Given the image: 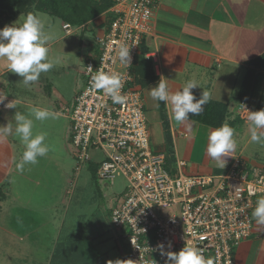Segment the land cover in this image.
<instances>
[{"label":"crops","instance_id":"0c3cea01","mask_svg":"<svg viewBox=\"0 0 264 264\" xmlns=\"http://www.w3.org/2000/svg\"><path fill=\"white\" fill-rule=\"evenodd\" d=\"M26 14L18 16L13 11L4 15L5 18L1 16L0 30L17 21L22 22L18 18H24ZM40 16L44 22L43 15ZM152 19L144 42L148 50L147 58L152 60L156 76V82L150 84V88L159 83L161 76L169 80L168 86L172 92L181 90L188 80L195 79L201 88L193 89V94L199 99L204 90L208 91L211 99L205 105L206 108L217 103L220 111L218 116L211 115L208 122H202L201 115L189 114L191 120L180 124L172 118L171 106L165 105L166 115L162 116L159 112L162 135L158 141L161 148L158 146V150L168 154L172 146L176 160L185 161V171L191 175L225 173L237 158L264 166V146L250 140L247 118L241 117L239 113L243 102L251 106L252 112L264 109V0H159ZM89 26H93L92 21ZM101 36L98 34V37ZM9 73L6 63L0 61V91L13 100L17 98L18 109L2 114L0 125L11 120L17 110L28 114L35 104L50 107L34 99L38 95L33 92L35 89L40 90L38 86L26 87L22 83L10 82L5 78ZM42 80V86L47 87L46 81ZM7 87L11 95L6 93L9 91ZM156 106L160 110V102L156 101ZM222 110L225 111L220 116ZM164 120L169 125L168 131L164 127ZM219 121L221 125L227 122L236 130L237 148L225 157L227 163L224 169L217 167L206 154L208 134L219 127L216 125ZM211 122L215 126L210 125ZM188 123H192L191 129ZM197 144L203 146L198 147ZM198 148L200 150H196ZM23 151L18 137L8 136L0 140V236L4 238L3 245H6L7 251L14 249L8 245L21 241V231L26 233L17 224L30 220L29 239L26 243L32 247V264H89L88 259L93 260V256L86 259V262L85 257L75 255V260L71 254L75 253L78 245L83 247L81 252L86 250L83 246L85 238L94 242L105 235L107 230L102 229L104 227L100 224L102 218L96 216L87 229H83L77 220L68 219L66 210L57 208L54 201H43L42 192L39 196L44 207L32 198V211H22V207L18 208L19 212L3 210L8 202L13 207L21 204L28 207L25 206L28 200H19L12 195L11 189L15 184L23 180L26 183L32 182L33 191L41 185L35 165H32V176L17 170L16 165ZM186 157H189V161ZM48 177L50 183L51 180L54 182L52 174ZM119 243L118 240L122 252ZM94 251L97 262L93 264H108L109 247H104L102 252L99 247ZM61 254L67 260L58 263ZM236 261L237 264H264V226L257 225L255 221L251 237L243 241L236 251Z\"/></svg>","mask_w":264,"mask_h":264},{"label":"built area","instance_id":"2783aa9c","mask_svg":"<svg viewBox=\"0 0 264 264\" xmlns=\"http://www.w3.org/2000/svg\"><path fill=\"white\" fill-rule=\"evenodd\" d=\"M111 1L113 19L98 37L99 52L87 59L86 85L77 94L70 114L77 172L83 169L82 164L94 162L100 183L109 186L118 178L125 180L126 191L111 219L117 229L127 231L126 260L170 264L166 254L178 253L188 243L202 249L214 264H237L236 251L251 237L255 225L252 212L264 196V166L237 158L222 174H188L182 160L168 169L167 154L152 147L145 96L132 73L159 0ZM71 27L63 25L68 35L73 32ZM119 42L132 47L131 66L120 63ZM98 69L125 74L124 104L113 103L92 87ZM12 100L8 96L0 104V116L11 110L5 105ZM247 111L252 112L251 106L243 102L241 117L247 118ZM92 152L103 159L94 160Z\"/></svg>","mask_w":264,"mask_h":264},{"label":"rangeland","instance_id":"374dc122","mask_svg":"<svg viewBox=\"0 0 264 264\" xmlns=\"http://www.w3.org/2000/svg\"><path fill=\"white\" fill-rule=\"evenodd\" d=\"M65 1L64 3H59L63 4L58 7L59 10H62L63 7H65V9L68 7L71 9L70 6L72 3L76 2L75 0ZM24 7L27 8L22 11H20L21 8L16 9V15L19 16L28 12H34L35 10L38 12L40 11V15H43L42 17H44V23L46 25L45 31L49 36V57L54 63V67L49 72L42 73L39 80L32 84L33 86H38L40 89H35V92H33L35 95H38L37 98L34 99H37V101L41 100L44 104L46 103V105L50 106L49 108L52 107L51 110L60 113V116L58 119H48L43 122L34 121V135L38 133L46 134V143L50 145L48 155L46 157H40L39 162L35 165V171L38 173L41 185L34 188L33 191L32 182L26 183L23 180L24 183L15 184L11 189L14 197H17L19 200L25 198L29 201H25V206L28 207H24L23 204L13 207L10 205V202H8L3 210L9 212L12 209V211L19 212L20 210L18 208L22 207V211H32V198L35 200V203H38L41 207H44L43 201L46 199L47 202H49V200L54 201L57 208L63 211L66 210L68 219L77 220L79 222L78 224H82L81 227H83V229H87L90 225L89 223L98 216L102 218L100 220V224L104 227L102 229L107 230L105 235L94 242L85 238V244H83V246L86 250L81 252L83 247L78 245L75 253L71 255L74 256L75 260L77 259L75 255L85 257V260L93 256V260L88 259V263L93 264L97 262V254L94 250L99 247L102 252L104 251V247H109L107 263L116 259L126 260L129 253V247L127 246L125 238L127 231L117 229L112 224L111 212L117 206L118 200L124 195L127 184L123 178H118L114 184H109V186L106 185L107 183H100V181L96 179L97 176H95L96 166H94V162L93 164H82L83 169L77 175L78 161L76 158V149L71 142L72 129L70 114L73 110L78 92L83 90L86 85L84 68L89 56L99 52L97 37L98 34L99 36L105 34L109 26L108 19H111V15L102 14L98 17L96 16L97 18H92V16L90 17V19H92L87 22L86 26H72L71 29L73 32L68 35L63 29V25L66 23L64 19L54 16L51 12L49 13V7H51L50 0H34L33 3L29 2V4ZM44 7H46L45 9L47 11L42 10ZM87 8L89 9V7ZM93 8L94 10L99 9V7ZM66 12L67 11L63 12V16L70 14ZM18 19L23 21L24 18L20 16ZM91 21L93 22V26H89V22ZM152 22L153 19L150 23L152 24ZM92 27L94 29H91ZM89 53L90 55H88ZM13 76H16L17 79ZM5 78L15 84H21L20 82L22 81L21 77L12 72ZM42 79L46 81L45 84L48 85L47 87L42 86L40 83L43 81ZM139 87L142 89L146 98L145 115L148 122L152 147L154 146L153 149L159 151L158 146L160 144L158 141L162 135L159 124V121H161L159 120V112H161L162 116L166 115L165 104L160 102V110H158L156 101L153 100L149 94L151 85L141 87V84H139ZM7 89L9 91L6 93L11 95L10 88L7 87ZM160 146L159 148H161ZM197 146L202 147L203 144H197ZM196 150L200 149L198 148ZM92 156L93 159L98 162L103 159V156L98 152L95 154L92 152ZM186 160L189 161V157H186ZM167 161L169 164L168 169L176 167L177 160L172 146L170 152L167 154ZM23 171L26 172L27 175L32 176V165L25 166ZM50 174L55 177L54 182L51 180L52 183H50V178L48 177ZM51 187H53V190ZM40 192H42L44 196L43 201L40 200ZM56 207L54 208L56 209ZM30 222V220H26L20 221L17 224L21 225L19 229L25 230L26 233L23 234L22 231L20 232L19 240L21 241L17 244L16 241L11 245L7 244L8 247L14 248L11 251H7L6 245L2 243L4 238L0 236V264H32V247L26 243V240L29 239L28 225L31 224ZM118 240L121 243L119 244L122 252L119 250ZM62 260H67L66 256H63V254H61L58 263H61ZM53 261L56 262L55 260Z\"/></svg>","mask_w":264,"mask_h":264},{"label":"clouds","instance_id":"9594fccd","mask_svg":"<svg viewBox=\"0 0 264 264\" xmlns=\"http://www.w3.org/2000/svg\"><path fill=\"white\" fill-rule=\"evenodd\" d=\"M48 41L49 36L45 31L40 14L29 12L22 22L6 25L0 30V61L6 63L8 72L15 73L22 78L20 83L30 87L39 80L42 73H47L54 67V63L49 57ZM131 48L126 43H118L117 55L121 64L131 66ZM88 69L93 71L91 67ZM124 79V73L98 69L92 77V87L101 90L113 103L124 104L127 100V96L121 91ZM168 81L161 76L159 83L155 87L149 88L151 98L157 102H163L166 106L170 105L172 118L180 124L191 120L189 114L200 116L204 111V106L211 99V94L204 90L200 98L197 99L192 90L200 85L195 79L188 80L181 90L175 92L169 89ZM7 97L3 91H0V104H4ZM18 103L19 100L15 98L5 107L18 109ZM247 113L250 140L264 146V109L247 111ZM59 116L60 113L50 110L48 107L35 104L28 114L17 110L11 120H8L5 125H0V140L6 139L8 136H15L19 138L24 148L16 165L18 171L22 172L25 165H36L39 158L46 157L50 151V145L46 143V134L34 135V121L43 122L48 119H58ZM188 127L191 129L192 123H188ZM235 137L236 130L227 122L211 130L208 134L206 154L217 167L224 169L227 163L225 157L230 156L236 150L237 140ZM252 217L257 225L264 226V196L256 201ZM158 247L162 249L164 246L158 245ZM166 255L170 264H214L212 258L205 257L202 249L188 243L178 253L168 252ZM108 264H141V260L116 259L109 261ZM144 264H148V262L145 261ZM152 264H156V261L152 260Z\"/></svg>","mask_w":264,"mask_h":264},{"label":"trees","instance_id":"16d2710c","mask_svg":"<svg viewBox=\"0 0 264 264\" xmlns=\"http://www.w3.org/2000/svg\"><path fill=\"white\" fill-rule=\"evenodd\" d=\"M34 0H0V17L4 15H8L9 12L16 11V9H20V11L24 10L27 7H24L29 4V2L33 3ZM65 0H50L51 7H49V13L53 14L54 16L60 17L64 19V21L67 24H70L71 26L76 27H84L86 26L87 22L91 20L94 17H98L102 14L104 15H111L110 9L113 6V3L111 0H75V3H72L70 6L71 9L63 7L62 10H59V6L64 3ZM66 2V1H65ZM89 7V9L87 8ZM93 7H99V9L94 10ZM31 8V7H29ZM46 7L42 8V10H46ZM91 8V9H90ZM47 11V10H46ZM67 11L66 16H63V12ZM93 16V17H92ZM90 17H92L90 19ZM96 17V18H97ZM5 18V16H4ZM111 19H113V16L111 15ZM111 19H108V24H110ZM5 22V21H4ZM145 40L142 42L141 51L139 54V57L137 59V62L135 64V67L133 68V75L135 76L136 83L139 85L141 84V87H146L152 84L153 82H156V76L154 74V68H153V62L150 58H147V48L144 45ZM207 109L206 113L205 110ZM210 109V110H208ZM225 110H222L220 113V116L223 115V112ZM219 105L217 103H212L208 108L204 106V111L201 114V121L202 122H208V119L211 115L218 116L219 113ZM219 116V117H220ZM206 117V118H205ZM217 119V117H216ZM223 120V119H222ZM214 123V122H213ZM212 122L210 125H214ZM220 124V125H219ZM219 127L221 126V122L219 121L218 124ZM215 126V125H214ZM164 127L166 131H168L169 125L164 120ZM96 168V167H95ZM94 169V168H93Z\"/></svg>","mask_w":264,"mask_h":264}]
</instances>
